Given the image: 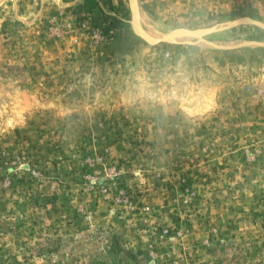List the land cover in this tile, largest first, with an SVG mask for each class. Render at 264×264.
Instances as JSON below:
<instances>
[{"label": "rangeland", "instance_id": "rangeland-1", "mask_svg": "<svg viewBox=\"0 0 264 264\" xmlns=\"http://www.w3.org/2000/svg\"><path fill=\"white\" fill-rule=\"evenodd\" d=\"M140 6L158 36L264 22V0ZM131 19L0 0V264H264V30L151 46Z\"/></svg>", "mask_w": 264, "mask_h": 264}, {"label": "water", "instance_id": "water-1", "mask_svg": "<svg viewBox=\"0 0 264 264\" xmlns=\"http://www.w3.org/2000/svg\"><path fill=\"white\" fill-rule=\"evenodd\" d=\"M130 6L132 12L131 26L133 32L137 37H139L141 40H143L144 42H146L151 46H157L160 44H178L177 40L183 37L196 38L203 42L205 41V38L210 35L229 31L242 26H256L264 30V22L254 19L252 17H242L227 22L219 23L208 28H204L202 29V31L201 29L192 30L187 28H181L178 29V32H175L174 34H170L166 37L150 38L144 33L143 27L141 25L142 15H141L140 0H130ZM185 44L189 45L195 43H185Z\"/></svg>", "mask_w": 264, "mask_h": 264}, {"label": "bare ground", "instance_id": "bare-ground-1", "mask_svg": "<svg viewBox=\"0 0 264 264\" xmlns=\"http://www.w3.org/2000/svg\"><path fill=\"white\" fill-rule=\"evenodd\" d=\"M201 31H202V29H201ZM175 32H178V29H176V30H173V31H170L169 33H167V34H165V35H160V36H158V35H154V34H150L149 32H144L148 37H150V38H161V37H166V36H168V35H170V34H174ZM178 44H185V43H196V41H201V40H199V39H196V38H186V37H183V38H179L178 40ZM211 42V41H210ZM238 44V43H237ZM215 45H217L216 43H215ZM218 45H220V44H218Z\"/></svg>", "mask_w": 264, "mask_h": 264}, {"label": "clouds", "instance_id": "clouds-1", "mask_svg": "<svg viewBox=\"0 0 264 264\" xmlns=\"http://www.w3.org/2000/svg\"><path fill=\"white\" fill-rule=\"evenodd\" d=\"M201 95H202V93H201ZM192 100H196V101H197V104L202 103V101L198 99V96H197V95H193V96L191 97V99L189 100V103H191Z\"/></svg>", "mask_w": 264, "mask_h": 264}]
</instances>
